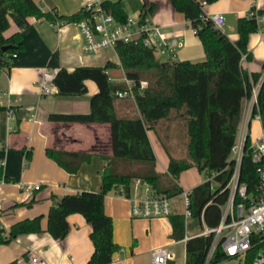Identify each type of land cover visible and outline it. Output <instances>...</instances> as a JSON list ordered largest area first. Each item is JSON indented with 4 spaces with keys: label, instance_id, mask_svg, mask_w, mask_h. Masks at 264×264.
<instances>
[{
    "label": "trees",
    "instance_id": "16d2710c",
    "mask_svg": "<svg viewBox=\"0 0 264 264\" xmlns=\"http://www.w3.org/2000/svg\"><path fill=\"white\" fill-rule=\"evenodd\" d=\"M215 0H169L173 9L189 22L203 47L204 58L198 62L188 60L159 61L152 48L143 45L140 38L132 41H117L114 50L125 78L146 81L142 90L134 88L133 100L127 97L116 98L114 92L123 89V81H107L105 69L112 63L102 66H76L67 71L58 63L57 52L53 51L47 67L55 69L52 84L56 93L62 96L85 92L84 79H91L97 85V92L89 97V109L85 113H57L47 115L48 120L60 122H105L110 131L111 155L106 157V167L99 176L97 191H81L60 196L46 212L45 232L54 239H62L67 233V217L79 213L90 225L89 239L92 251L84 264H110L111 256L120 247L112 239V219L103 211L104 194L122 186L128 193L132 178L138 177L151 187L169 196L182 192L177 185L179 173L194 166L203 174L204 180L187 191L188 210L191 217L213 227L219 220V204L227 198L225 184L229 178L233 161L229 159L240 118L241 101L249 98L252 87L259 81L256 101L251 108V117L258 115L264 130V63L259 71H245L240 65L241 56L248 58L246 39L248 33L258 30L255 16L248 13L236 20L238 38L229 41L225 33L211 26L203 13V5ZM137 9L144 17L152 8L137 0H102L103 10L119 22L126 18L125 4ZM250 10L261 14L253 5ZM11 11L21 19L31 16L55 23L82 19L88 12L84 7L70 15H58L49 10L43 11L33 0H0V71L9 65V55L20 47V35H3L8 21L6 13ZM2 46H5L3 49ZM118 99L129 100L136 109L134 115H119L115 109ZM167 155L166 174L155 170V157L146 135L147 129H155ZM176 134L184 142V155L170 153L165 141ZM164 137V138H163ZM244 150L248 147V134L245 136ZM48 157L68 172H75L78 161L87 160L88 154L62 152L45 148ZM254 165L248 156L241 158L240 177L249 181L253 177ZM1 175V174H0ZM166 177L171 181L168 185ZM4 180H7L6 178ZM33 199L26 204L29 205ZM41 215L23 218L9 226L5 233L0 226V244L23 233H39ZM171 237L183 236L184 218L182 214H170ZM212 235L192 236L184 242V264H204L205 253L210 246ZM225 259L221 250L211 255L207 264H218ZM15 264V260L7 262ZM166 264H172V261ZM246 264H249L248 262Z\"/></svg>",
    "mask_w": 264,
    "mask_h": 264
},
{
    "label": "crops",
    "instance_id": "0c3cea01",
    "mask_svg": "<svg viewBox=\"0 0 264 264\" xmlns=\"http://www.w3.org/2000/svg\"><path fill=\"white\" fill-rule=\"evenodd\" d=\"M33 1L43 11L52 10L66 16L77 12L88 2L102 0ZM137 1L145 7L152 4L146 16L166 34L172 60L198 62L204 58L203 47L189 22L173 9L169 0ZM252 5L264 14V0H215L203 5V13L207 16L222 13L224 22L220 30L233 42L238 38L236 20L246 15ZM124 10L126 13L137 11L127 3ZM6 19L8 26L2 33L4 36L18 33L20 47L9 55L8 67L0 71V177L7 179L0 183V226L6 233L11 224L41 215V231L23 233L6 244H0V264L12 260H15V264H84L92 251L90 225L81 214L74 212L67 217L68 233L62 239L54 240L45 232L46 212L64 194L99 189V176L107 165L106 157L111 155L110 131L105 122L48 120L47 115L52 112H87L89 97L98 88L91 79H84V93L58 95L51 82L55 69L47 67V62L51 53L56 51L59 65L67 71L84 65L100 67L108 61L112 67H107L105 73L111 82L123 81L124 72L118 65L114 49H100L96 54L84 52L81 35L72 21L56 20L52 23L31 16L21 19L11 11L6 13ZM261 27L262 30L247 35L248 58L244 56L239 61L247 72L259 71L264 63V20ZM164 58L168 59L167 56ZM40 81L49 88L48 93L40 92ZM249 105L250 98L242 99L237 124L238 140L235 137L234 143L242 140L245 128L248 131L249 122L245 125V114ZM114 106L119 115H134L137 112L129 100L118 99ZM158 128L147 129L146 135L154 153L155 170L165 175L168 155L156 133ZM179 139L173 133L168 141L164 140L170 153L181 154L182 148L185 151V141L180 142ZM45 148L87 153L88 158L78 161L75 172H68L46 155ZM176 182L182 191L195 186L184 187L178 179ZM22 184H39L40 187L29 192L23 189ZM176 195L182 198L181 193ZM103 197V211L112 219V239L120 247L112 254L110 264H150V251L156 246L166 245L174 250L175 258L176 246L179 243L185 245L186 240L183 239L195 235L186 234L183 226V236L175 239L171 237L169 217L133 218L124 197L113 190L107 191ZM174 198L175 195L171 198V212L182 214L183 211H176ZM31 199L33 202L27 205ZM32 258L36 261H31Z\"/></svg>",
    "mask_w": 264,
    "mask_h": 264
},
{
    "label": "built area",
    "instance_id": "2783aa9c",
    "mask_svg": "<svg viewBox=\"0 0 264 264\" xmlns=\"http://www.w3.org/2000/svg\"><path fill=\"white\" fill-rule=\"evenodd\" d=\"M88 13L82 19L74 22L82 38V50L88 54H96L100 49H114L117 41H132L140 38L143 45L152 48L168 60H172L173 54L168 44L166 34L160 27L151 23L147 16H140L138 11H131L125 14L123 22H119L108 12L102 9L98 2H88L84 6ZM248 15L255 16L258 29L262 30L261 23L264 14H258L250 9ZM211 26L220 29L224 16L215 12L208 16ZM241 57H244L242 55ZM107 76V81H110ZM125 87L114 92L116 98L127 97L133 99L134 88L142 90L147 82L123 78ZM40 92L48 93L49 88L39 82ZM259 81L252 87L250 92V105L245 114V125L251 117V108L256 101V92ZM248 98V99H249ZM10 110H8L9 112ZM253 117L258 118V115ZM247 135L246 128L242 140L234 143L231 149L233 161L229 178L225 184L227 190L226 200L219 204V220L213 227L203 224V231L194 236L211 234V244L208 247L204 264L209 262L211 255L217 249L221 250L225 259H239L242 264H264V130L260 136L244 150V138ZM245 154L254 165L253 178L244 181L240 177L241 158ZM130 188L124 194L122 186H118L114 192L124 197L129 203V213L133 218L142 217L151 219L154 217H169L171 212V198L161 191L151 187L148 183L138 177L130 179ZM5 180L0 177V183ZM26 191L38 190V184H22ZM187 191H182L183 218L191 217L188 210L189 197ZM187 240L186 238L183 241ZM174 250L166 246H156L150 251V264H166L173 260ZM31 261H36L32 258Z\"/></svg>",
    "mask_w": 264,
    "mask_h": 264
},
{
    "label": "rangeland",
    "instance_id": "374dc122",
    "mask_svg": "<svg viewBox=\"0 0 264 264\" xmlns=\"http://www.w3.org/2000/svg\"><path fill=\"white\" fill-rule=\"evenodd\" d=\"M155 57L159 61L165 60L164 56L160 55L158 52H154ZM248 131V142L252 143L255 139H257L261 132L262 127L260 126L259 121L255 117H250L249 124L247 126ZM238 132H236L237 140H238ZM181 155H184V149L182 148ZM179 177L177 179L179 180L180 184L184 187L186 186H193L202 183L204 180L203 174L199 173L197 169L194 166L188 167L185 170L181 171L179 173ZM168 185L170 184V177H166ZM181 196L175 194L174 202H176V211H182L183 207L181 206ZM184 228L186 234H196L198 232L203 231L204 227L201 222L197 218L194 217H187L184 221ZM176 257L173 259L174 264H184V245L179 243L176 246ZM218 264H242L239 259H222L220 263Z\"/></svg>",
    "mask_w": 264,
    "mask_h": 264
},
{
    "label": "water",
    "instance_id": "95a60500",
    "mask_svg": "<svg viewBox=\"0 0 264 264\" xmlns=\"http://www.w3.org/2000/svg\"><path fill=\"white\" fill-rule=\"evenodd\" d=\"M5 46H2L1 48L3 49Z\"/></svg>",
    "mask_w": 264,
    "mask_h": 264
}]
</instances>
